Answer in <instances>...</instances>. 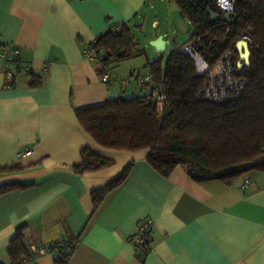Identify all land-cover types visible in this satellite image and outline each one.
Instances as JSON below:
<instances>
[{
  "label": "crops",
  "instance_id": "1",
  "mask_svg": "<svg viewBox=\"0 0 264 264\" xmlns=\"http://www.w3.org/2000/svg\"><path fill=\"white\" fill-rule=\"evenodd\" d=\"M164 1L0 0V48L14 45L31 66L8 86L0 64V167L21 165L1 172L0 184L30 183L0 195L1 263L14 264L7 247L25 223L24 241L32 254L17 264H53L58 249L35 254L33 247L59 242L74 245L68 264H264V171H246L228 186L215 179L196 181L181 165L166 178L147 162L148 149L104 147L76 116L75 108L147 92L137 83L141 65L132 59L108 63L114 82H102L99 62L84 49L122 24L150 43L162 36L167 41L162 51L170 39L174 47L184 43L171 38L170 20L160 30L155 12ZM166 1L168 11L179 9ZM35 76L41 84L30 86ZM84 147L113 163L74 172ZM24 149L32 153L17 158ZM129 163L127 179L93 211L91 192ZM146 218L152 222L150 249L141 257L134 235Z\"/></svg>",
  "mask_w": 264,
  "mask_h": 264
},
{
  "label": "trees",
  "instance_id": "2",
  "mask_svg": "<svg viewBox=\"0 0 264 264\" xmlns=\"http://www.w3.org/2000/svg\"><path fill=\"white\" fill-rule=\"evenodd\" d=\"M173 1L192 26L188 38L201 37L200 52L211 63L224 49L236 50L235 43L242 35L248 36L250 63L237 71L247 80L241 96L221 103L198 99L204 77L197 74L194 60L174 47L144 65L153 83L166 95L161 110L147 91L75 108V113L85 131L104 147L148 149L147 162L166 178L181 165L196 181L215 179L228 186L246 171H264V0H236L237 18L232 23L221 17L208 20V6L220 12L214 0ZM94 48L104 66L110 60L124 61L141 52L124 24L101 32ZM40 84L41 79L36 76L29 83ZM80 154L81 161L73 164L78 174L113 163L89 147L82 148ZM20 168V164L11 163L1 166L0 173ZM131 168L129 163L115 178L91 192L93 211L101 206L108 192L127 179ZM29 185L18 181L2 183L0 195ZM25 231L26 224L19 225L9 241L7 253L14 264L32 254L24 241ZM149 249L150 239L139 248V256L143 257ZM73 250L74 245H61L53 264H68Z\"/></svg>",
  "mask_w": 264,
  "mask_h": 264
},
{
  "label": "built area",
  "instance_id": "3",
  "mask_svg": "<svg viewBox=\"0 0 264 264\" xmlns=\"http://www.w3.org/2000/svg\"><path fill=\"white\" fill-rule=\"evenodd\" d=\"M235 2L236 0H214V5L221 12H219L220 14H224L225 12H235ZM240 39L247 40L249 44L247 35H242ZM237 41L235 43L236 50L230 47L224 49L214 63H211L200 52L202 40L199 35H193L184 43L176 46L179 51L188 54L194 60L197 74L204 77L203 85L197 93L198 99L221 103L237 99L244 92L247 80L237 72L244 67H241L239 64ZM95 42L96 38L84 49V55L99 62L98 76L100 81L114 82V79L110 77L107 66H104V61L101 60L100 53L95 51ZM0 64L5 74V83L8 86L16 81L18 74H28L31 71L30 64L21 59L19 49L14 45H5L0 48ZM137 83L140 87L146 88L151 93V99L157 108L161 110L164 107L166 95L160 87L153 83L150 73L145 72L138 75ZM31 153V149H24L18 151L16 156L17 158H21L29 156ZM247 182L248 180H245L242 186H245ZM151 225L152 222L149 218L139 222L134 235V242L137 249L142 247L150 239ZM61 245H63V242H59L54 246H35L33 247V251L35 254H42L51 252L55 248L58 249Z\"/></svg>",
  "mask_w": 264,
  "mask_h": 264
},
{
  "label": "rangeland",
  "instance_id": "4",
  "mask_svg": "<svg viewBox=\"0 0 264 264\" xmlns=\"http://www.w3.org/2000/svg\"><path fill=\"white\" fill-rule=\"evenodd\" d=\"M167 8H168V5H167L166 0L163 3H160L159 5H157V7H156L155 14L161 21L160 30L163 31L164 30V28H163L164 23H166L170 20L171 21L170 26H167L166 29L167 28L173 29L174 33H173L171 38H174L176 43H178V42L182 43L186 40V35L188 34L189 31H191L192 26H191L189 20L184 18L179 13V9L176 11H168ZM175 14H177V16H175ZM152 16H153L152 13H150L149 18ZM148 21H149V19H148ZM151 24L152 23L149 21L148 29H147V31H149V32L151 29ZM134 31H135V36L133 35V32L131 30L133 40L135 42L136 48L141 50V52L138 53L137 55H134L133 57H130L129 59H132L134 65H138V66L141 65L138 70H140V72H142V73L147 72L144 64L146 63L148 58L153 59V58L159 56L160 54L165 56L167 51L174 48L175 44L173 43L172 39H170V41L167 44L166 51H159V52H157L158 55L156 56V54H154V52H152L153 50L151 48L150 41L147 38H145L141 34V32L138 31L137 29L136 30L134 29ZM129 59H127V60H129ZM114 62L115 61L110 60L109 64H113ZM138 92H140V90H138ZM124 96H129V93H125Z\"/></svg>",
  "mask_w": 264,
  "mask_h": 264
},
{
  "label": "water",
  "instance_id": "5",
  "mask_svg": "<svg viewBox=\"0 0 264 264\" xmlns=\"http://www.w3.org/2000/svg\"><path fill=\"white\" fill-rule=\"evenodd\" d=\"M206 14L208 15V20H217L220 17L229 22L232 23L237 18L236 12H225L224 14H220L218 11H215L211 9L209 6L206 8ZM167 41L162 38V36L157 37L155 40L151 41V46L157 50L162 51L164 50V47L166 45ZM237 50L239 52V64L240 66H245L250 63V56H251V50L248 44L247 40L240 39L237 41Z\"/></svg>",
  "mask_w": 264,
  "mask_h": 264
},
{
  "label": "bare ground",
  "instance_id": "6",
  "mask_svg": "<svg viewBox=\"0 0 264 264\" xmlns=\"http://www.w3.org/2000/svg\"><path fill=\"white\" fill-rule=\"evenodd\" d=\"M207 1V0H206Z\"/></svg>",
  "mask_w": 264,
  "mask_h": 264
}]
</instances>
